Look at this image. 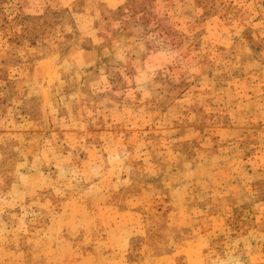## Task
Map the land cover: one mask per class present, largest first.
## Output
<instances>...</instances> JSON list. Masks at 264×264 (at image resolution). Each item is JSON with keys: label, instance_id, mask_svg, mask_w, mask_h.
<instances>
[{"label": "rangeland", "instance_id": "rangeland-1", "mask_svg": "<svg viewBox=\"0 0 264 264\" xmlns=\"http://www.w3.org/2000/svg\"><path fill=\"white\" fill-rule=\"evenodd\" d=\"M0 264H264V0H0Z\"/></svg>", "mask_w": 264, "mask_h": 264}]
</instances>
